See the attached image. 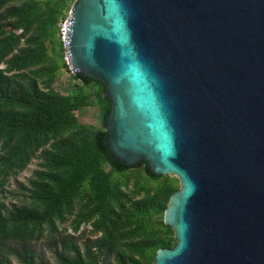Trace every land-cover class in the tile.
Returning <instances> with one entry per match:
<instances>
[{
	"label": "water",
	"instance_id": "95a60500",
	"mask_svg": "<svg viewBox=\"0 0 264 264\" xmlns=\"http://www.w3.org/2000/svg\"><path fill=\"white\" fill-rule=\"evenodd\" d=\"M71 69L111 99L106 148L175 174L154 264H264V0H75Z\"/></svg>",
	"mask_w": 264,
	"mask_h": 264
},
{
	"label": "trees",
	"instance_id": "16d2710c",
	"mask_svg": "<svg viewBox=\"0 0 264 264\" xmlns=\"http://www.w3.org/2000/svg\"><path fill=\"white\" fill-rule=\"evenodd\" d=\"M74 1L0 0V192L38 151L43 159L26 186L28 203L9 206L0 196V264H11L13 256L20 264H51L33 243L47 230L62 233L59 224L78 203L74 230L91 224L97 236L84 247L72 235L62 237L60 264H154L159 248L178 241L164 219L178 188L148 160L125 164L106 148L112 101L103 81L73 72L83 84L74 93L53 86L60 70H72L59 23ZM90 85L94 90L84 91ZM95 102L105 129H93L76 113ZM142 165L149 177L161 180L155 187L131 191L114 179Z\"/></svg>",
	"mask_w": 264,
	"mask_h": 264
},
{
	"label": "rangeland",
	"instance_id": "374dc122",
	"mask_svg": "<svg viewBox=\"0 0 264 264\" xmlns=\"http://www.w3.org/2000/svg\"><path fill=\"white\" fill-rule=\"evenodd\" d=\"M77 85L83 84H81V81L74 78L73 70H67L65 68L58 72L53 83V86L64 94L74 93ZM93 90L94 87L91 85L84 86V91L86 92H91ZM93 99H95L94 96ZM76 113L81 122L90 125L93 129H105L101 114V106L98 102L82 107L81 109L77 110ZM42 161L43 159L40 156V151H38L37 155L32 158V160L23 170H20L9 177L4 190L0 192V196L9 206H11L13 203L21 205L30 201L28 197L29 190L26 188V186H29V181L34 175L35 170L41 168ZM107 168H109V166ZM168 175H170L177 188L180 189L181 182L179 177L175 174ZM114 179L121 182L124 187L127 185L128 190L134 191L139 189L142 193L148 188L155 187L161 181L149 177L145 172L143 165L132 167L124 174L115 173ZM79 207L80 204L78 203L74 213L65 222L59 224V230H61L62 233L55 232L53 234H49L47 230L43 237L33 243L40 255H42L51 264H60L57 251L63 250L61 244L62 237L72 235L79 245L84 247V242L87 238L97 236L94 233L91 224H83L80 230H74L73 224ZM110 261L114 262L113 256L110 257ZM11 264H20L16 256H13Z\"/></svg>",
	"mask_w": 264,
	"mask_h": 264
},
{
	"label": "built area",
	"instance_id": "2783aa9c",
	"mask_svg": "<svg viewBox=\"0 0 264 264\" xmlns=\"http://www.w3.org/2000/svg\"><path fill=\"white\" fill-rule=\"evenodd\" d=\"M72 24H73V15L72 10H69L65 18L59 23V34L64 48V57L70 68L71 64V35H72Z\"/></svg>",
	"mask_w": 264,
	"mask_h": 264
}]
</instances>
